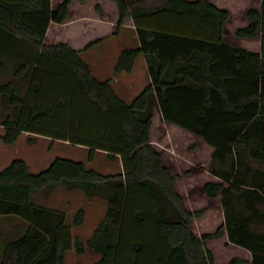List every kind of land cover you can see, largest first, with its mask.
Instances as JSON below:
<instances>
[{
	"label": "trees",
	"instance_id": "obj_1",
	"mask_svg": "<svg viewBox=\"0 0 264 264\" xmlns=\"http://www.w3.org/2000/svg\"><path fill=\"white\" fill-rule=\"evenodd\" d=\"M115 1L118 22L86 37L90 28L60 36L52 26L68 19L73 0L56 9L52 0H0V57L17 67L15 79L0 84V98L19 109L3 120L0 140L12 145L31 132L89 147V162L104 151L123 163V170L103 173L84 160L57 157L33 172L17 158L0 170V216L27 222L26 232L5 244L0 264H65L73 248L97 253L93 264H214L208 242L225 233L252 253L251 260L234 256L227 264H264V0L236 31L260 35L259 50L226 43L230 11L212 0ZM128 18L141 44L121 52L114 74L132 71L140 54L159 62L150 67L152 82L131 102L80 55L119 35ZM176 62L182 65L175 77L166 79ZM20 80H29L27 87ZM155 106L215 149L210 170L222 180L205 184L208 196L222 195L225 221L215 231L198 235L193 228L205 209L187 207L152 142ZM59 186L105 201L87 240L74 236L65 211L36 203L37 194L49 196ZM85 217L80 207L73 223L81 226Z\"/></svg>",
	"mask_w": 264,
	"mask_h": 264
},
{
	"label": "rangeland",
	"instance_id": "obj_2",
	"mask_svg": "<svg viewBox=\"0 0 264 264\" xmlns=\"http://www.w3.org/2000/svg\"><path fill=\"white\" fill-rule=\"evenodd\" d=\"M243 1V6L246 7L245 10L243 7L237 6L234 0H225L233 12L232 18L228 20L230 28L229 40L236 42L241 47H247L249 44L246 41L241 38L235 39L236 32L234 28L237 25L241 26L244 24V19L246 16L248 17L247 9L252 6H259V0ZM104 31L101 28V24L98 23V26L96 25L94 29L90 28L86 37L97 35ZM57 32L60 36H64L73 31L71 28L62 27L58 28ZM22 40L26 43L31 42L27 39ZM253 42L254 47L258 46V39ZM26 58L28 62H32V57L29 56V53H26ZM16 68L14 61L0 57V84L15 79ZM18 84L25 88L29 84V80H20ZM18 111L19 109L16 106L10 104L7 96L0 98V134L5 133L2 125L3 120L8 115L16 116ZM162 121L163 123L161 124L156 119L152 126V142L155 148L160 150L167 163H170L174 168L179 183L178 187L182 191L187 205L193 210L205 209L202 216L196 217L192 221L193 228L198 235L207 231H215L225 221L222 195L210 197L204 186L208 181L222 180L210 170L215 149L211 150L208 145L202 146L193 132H191L192 135L189 130L177 128L173 124L165 122L164 119ZM32 138L36 140L32 142ZM88 153L89 147L83 148L65 140H53L51 137L24 132L18 141L12 145L0 140V170L7 167L13 160L21 158L29 163L31 171L40 172L48 168L57 157L87 161ZM87 164L89 167H93L103 173H113L121 169L120 161L111 160L106 152L103 151L97 153L95 161H87ZM35 201L38 204L65 211L74 236H80L84 240H87L92 235L96 225L106 212V203L102 198H90L80 189L68 190L63 186L57 187L49 196L37 194ZM80 207L86 209V217L83 225L77 226L73 223V217ZM26 230L27 222L23 218L15 215L0 216V231L4 232L3 238H0V244L4 242L1 245L2 248L0 247L2 250L0 259L3 256L5 244L19 237ZM208 246L214 252V264H227L234 256L246 259L252 258L251 251L241 245L230 242L227 233L221 238L210 240ZM98 258L99 255L91 249H88L84 254H80L73 248L67 252L65 264H93Z\"/></svg>",
	"mask_w": 264,
	"mask_h": 264
},
{
	"label": "crops",
	"instance_id": "obj_3",
	"mask_svg": "<svg viewBox=\"0 0 264 264\" xmlns=\"http://www.w3.org/2000/svg\"><path fill=\"white\" fill-rule=\"evenodd\" d=\"M63 1L64 0H52V9H56L59 6V4ZM212 1L219 7L228 9L230 11V19L232 18L233 12L229 7V5L226 4L225 0H212ZM234 1L235 4H237V6L239 5L243 7L244 10L246 9V7L243 6L244 3L243 0H234ZM98 5L101 6V10H98L97 8ZM261 5H262V0H259V6H252V7H256L260 9ZM237 6L235 5L236 8ZM119 17H120V11L118 4L115 0H73V2L70 5V13L68 19L64 23L53 24L52 26L53 28H62V27L73 28L77 32L79 31L81 33H85L88 32L89 28H94L96 27V25L98 26V23L101 24V28H113L112 25H115L118 22ZM244 21L245 22L243 25L241 26L237 25L236 28H234L235 32L239 27L246 26L250 23V20L247 16L244 19ZM229 33H230V28L228 21L226 23L224 30L225 41L229 45L239 46L236 42H232L231 40H229ZM234 37L237 40L238 38H241L242 40L246 41L249 45H247V47L245 48H249L253 50L260 49V43H261L260 35L253 38H247V37H239L237 34H235ZM255 39H258V46L254 47L253 41ZM140 44L141 43H140L139 33L134 23V20L132 18H128L125 21L124 25L122 26L119 35L109 36L106 40L99 43L98 45L82 51L80 55L85 61H87L91 65L93 73L95 74L96 77H98L101 80H105L111 77L112 85L114 89L117 91V93L126 101L131 102L137 95H139L143 91V89L150 82H152L150 67L158 66L159 62L157 58L154 56L148 57L146 54H140L136 60V63L132 71L130 72L123 71L118 75H115L114 69L119 55L125 48L138 47L140 46ZM181 65H182L181 62L170 64L168 69L166 70L165 78L168 80H172L175 77V72ZM156 119L161 124L163 123L162 119H164V117L162 115V111L159 108V106L154 107L153 124L156 121ZM164 120L169 124H173L177 128H182L187 131V129L182 127L181 125H178L166 119ZM195 137L198 139V141H200L202 146L208 145V147L211 150H214V147L208 144L202 136L196 134ZM151 138H152V134H151ZM76 146L87 148V146L85 145H76ZM116 160H119L121 163V169H119L118 171L123 170L122 159L118 158ZM163 160L165 165L171 169L175 177V186L177 190L182 194V191L178 187L179 183L174 168L171 166L170 163H167L164 157ZM187 207L193 210L192 208L189 207V205H187ZM3 236H4V232L0 231V238L1 237L3 238ZM3 243L4 242H2V244ZM2 244H0V247ZM1 248H0V254L2 252Z\"/></svg>",
	"mask_w": 264,
	"mask_h": 264
}]
</instances>
